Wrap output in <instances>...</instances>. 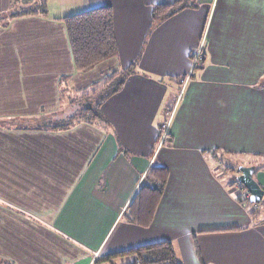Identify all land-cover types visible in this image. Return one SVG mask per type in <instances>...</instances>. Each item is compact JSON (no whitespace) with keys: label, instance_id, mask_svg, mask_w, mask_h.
<instances>
[{"label":"crops","instance_id":"0c3cea01","mask_svg":"<svg viewBox=\"0 0 264 264\" xmlns=\"http://www.w3.org/2000/svg\"><path fill=\"white\" fill-rule=\"evenodd\" d=\"M40 1L0 0V16ZM44 1L46 15L0 22L1 263L129 264V250L168 241L181 264H264V220L253 221L218 163L253 165L264 189V0H195L154 26L153 7L176 0ZM101 6L112 8L118 51L79 72L60 19ZM133 63L100 107L104 122L10 126ZM156 165L168 177L151 223L127 222Z\"/></svg>","mask_w":264,"mask_h":264},{"label":"trees","instance_id":"16d2710c","mask_svg":"<svg viewBox=\"0 0 264 264\" xmlns=\"http://www.w3.org/2000/svg\"><path fill=\"white\" fill-rule=\"evenodd\" d=\"M188 6L197 7L195 0H176L169 5L154 6L151 15L152 26L157 25L166 17ZM46 13L45 1L41 0L30 6L19 7L18 11L11 13L10 18L30 14L46 15ZM60 20L65 25L71 58H73L74 68L77 71H90L104 60L115 58L118 44L116 43L113 29L112 8L109 6L92 8L76 14L66 15ZM134 66L135 64L133 63L124 71H116L106 75L101 82H97L90 90L82 91L79 96L71 99L70 104L78 105L79 109L67 116L59 117L60 114L55 112L41 113L35 117L11 119L9 121L10 126L17 130L59 131L69 129L82 122L88 124H94L99 121L104 122L100 113L102 103L107 97L121 88L126 78L134 72ZM215 159L220 160L218 156H215ZM220 161L223 163L222 160ZM238 167L230 163L224 164V169L232 173L237 172ZM222 173L225 174L224 171ZM146 174L145 181L139 185L140 187L133 195V199L128 204L125 214L127 222L143 227H147L151 223L155 206L160 199L168 177L167 170L158 165L151 166ZM236 183L234 180L231 185ZM261 189L264 192L262 187ZM237 200L240 204L246 201L248 208L264 205V197L258 204H251L249 199H244V201L238 198ZM250 215L253 217V221L264 220L257 210L250 212ZM126 254L137 258L139 264H181L175 254L173 244L168 241L139 246L134 250H129ZM119 256L122 255L119 254ZM112 258L107 257L105 260L101 259L100 261L116 264ZM0 264H2L1 261Z\"/></svg>","mask_w":264,"mask_h":264},{"label":"rangeland","instance_id":"374dc122","mask_svg":"<svg viewBox=\"0 0 264 264\" xmlns=\"http://www.w3.org/2000/svg\"><path fill=\"white\" fill-rule=\"evenodd\" d=\"M18 8H19V7H18ZM18 8H15V9L13 8L12 10H10L9 13L6 12V14L1 15V16H0V22H7V19L10 18V16H11V13H12L13 11H15V12L18 11ZM2 24H4V23H2ZM73 98H76V97H73ZM73 98H72V99H73ZM87 103H88V102H87ZM77 109H79V106H78V105L70 104V101L68 102L67 100H65L64 103H63V105H62V108H61V109L59 108L58 111H55V113L60 114L59 117H64V116H67V115H69L70 113L76 111ZM233 160H234V158H233ZM218 163H219V165H220V167H219L220 171H221V170L224 171L225 174L229 173L227 178L230 179V182H231L232 180H235V179H233V178H235L234 175H231V174H238V171L235 172V173H232V172H229V171H227V170L224 169V164L227 165V164L229 163V161H227L226 163H225V161H224V164H223L221 161H218ZM232 163H234V162H232ZM231 178H232V180H231ZM231 186L236 187V189L238 190L237 192H239V194H240L241 191L243 190V186H242V184L239 183V182H237L236 184H233V185H231ZM241 194L243 195V191H242ZM241 194H240L239 198L244 200V198H242V195H241ZM244 201H245V200H244ZM243 203H244V206H245V207L248 206V205H246V201L243 202ZM243 203H242V204H243ZM257 204H258V203H257ZM247 208H248V207H247ZM249 208H251V209H250V212L256 211V210L258 209V207H256V206H252V207H249ZM259 213H260L261 216H263V215H264V209H263L261 212H259Z\"/></svg>","mask_w":264,"mask_h":264},{"label":"water","instance_id":"95a60500","mask_svg":"<svg viewBox=\"0 0 264 264\" xmlns=\"http://www.w3.org/2000/svg\"><path fill=\"white\" fill-rule=\"evenodd\" d=\"M237 170L238 175L235 181L241 183L247 192L250 193L249 202L251 204L259 203L264 197V192L258 182L253 178L254 166L240 165Z\"/></svg>","mask_w":264,"mask_h":264},{"label":"built area","instance_id":"2783aa9c","mask_svg":"<svg viewBox=\"0 0 264 264\" xmlns=\"http://www.w3.org/2000/svg\"><path fill=\"white\" fill-rule=\"evenodd\" d=\"M203 50H204V43L201 42L198 45V47L196 48V50H194L192 52V56H191L192 70L195 69V68H197V67H199V65H201L200 63L202 62V60L204 58V52H203ZM167 129H168V121H166L161 126V131H160V135H159V137H160L159 144H163V142H165L167 140V137H166ZM232 187H234V186H232ZM242 191H243V195L241 194ZM242 191L240 193L242 195V198L249 199L250 193H248L247 190L244 187H243V190ZM130 258H131V262L129 264H133V263L134 264H139V260L137 258H134V257H130Z\"/></svg>","mask_w":264,"mask_h":264}]
</instances>
